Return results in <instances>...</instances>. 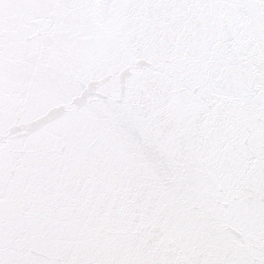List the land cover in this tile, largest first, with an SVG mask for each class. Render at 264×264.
Masks as SVG:
<instances>
[{
	"label": "water",
	"instance_id": "1",
	"mask_svg": "<svg viewBox=\"0 0 264 264\" xmlns=\"http://www.w3.org/2000/svg\"><path fill=\"white\" fill-rule=\"evenodd\" d=\"M0 264H264V0H0Z\"/></svg>",
	"mask_w": 264,
	"mask_h": 264
}]
</instances>
